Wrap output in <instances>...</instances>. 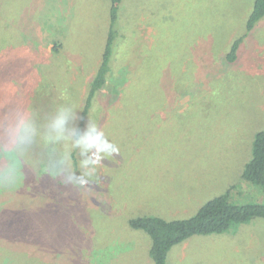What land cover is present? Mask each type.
Masks as SVG:
<instances>
[{
	"label": "rangeland",
	"instance_id": "rangeland-1",
	"mask_svg": "<svg viewBox=\"0 0 264 264\" xmlns=\"http://www.w3.org/2000/svg\"><path fill=\"white\" fill-rule=\"evenodd\" d=\"M255 1L123 0L114 75L92 114L118 150L99 158L84 190L58 200L76 220L68 219L74 232L54 264H154L149 236L131 219L190 218L227 192L238 205L264 203L261 186L242 178L264 129V18L247 30ZM110 8V0H0V115L21 107L35 128L15 157V183L0 187V212L17 209L0 220V264L22 242L21 211L57 208L50 188H66L49 166L63 160L76 170L72 131L101 63ZM68 110L75 119L58 133L54 121ZM82 150L80 171L89 172L95 157ZM10 162L0 140V168ZM167 264H264V219L193 236L172 248Z\"/></svg>",
	"mask_w": 264,
	"mask_h": 264
},
{
	"label": "trees",
	"instance_id": "trees-1",
	"mask_svg": "<svg viewBox=\"0 0 264 264\" xmlns=\"http://www.w3.org/2000/svg\"><path fill=\"white\" fill-rule=\"evenodd\" d=\"M110 1L111 20L105 49L102 54L100 66L89 85L87 95L84 99L80 120L76 126V131L78 133L85 132L88 123L93 122L92 114L94 108L98 104L99 95H101V92L107 87L111 80L110 78L114 75L113 63L115 62L116 41L117 38H119L118 42H120L122 38L117 24L123 0ZM263 18L264 0H256L247 22V30L249 32L252 31ZM124 34L125 33H123V35ZM124 37L126 38V36H123V38ZM245 37L246 36L239 38L231 46L226 56V60L229 63H235L237 61L238 52ZM83 147V145L75 144L74 137L70 156L73 167L76 169L75 171L77 173L82 172L80 171L82 164L80 159L82 157ZM242 178L247 182L261 186L264 192V129L258 132L254 137L252 158L245 164ZM83 188H81V190ZM73 190L74 189L70 188L62 190V187L58 184L52 186L50 192L56 193L54 200L57 207L56 209L44 211V207H39V210H36V208L34 211H21L20 214H18L17 225L19 227L16 231V235L22 242L17 246L16 252L12 254L15 255V258L10 264L58 263L55 257L58 256L57 258H60L62 253L56 254V250L62 248V243L66 241V236H72L74 232L72 225L69 227L70 221L68 219H71L72 222L76 220L73 218V215L76 213H66V211L61 208L58 200L63 198V196L71 194ZM77 193L79 192L77 191ZM81 195H85V193H80V196ZM230 196V193L227 192L225 195L209 200L190 218L168 220L160 216L145 215L131 219L129 221V226L133 230L143 231L149 236L151 241L149 253L153 263L167 264L168 255L172 248L189 240L193 236L222 234L227 231L233 223L242 224L258 218L264 219V203L238 205L230 201ZM15 211H17L15 204H9V206L4 207L0 212V220H3L5 216L8 217L9 213ZM70 229L72 231H70ZM26 238H29V240L32 239L30 241H33V244L32 242H23L28 240ZM4 246H6V242ZM33 253L35 255H33Z\"/></svg>",
	"mask_w": 264,
	"mask_h": 264
},
{
	"label": "clouds",
	"instance_id": "clouds-1",
	"mask_svg": "<svg viewBox=\"0 0 264 264\" xmlns=\"http://www.w3.org/2000/svg\"><path fill=\"white\" fill-rule=\"evenodd\" d=\"M72 119H75L72 110L62 111L54 121L57 132L62 134ZM34 134V123L23 108L13 107L0 115V140L3 141L4 150L11 161L7 167L0 168V187L11 186L15 183L17 175L15 157L27 149ZM72 134L75 137V144L83 145L92 151L95 157L92 161V170L77 173L69 170L65 166V161L62 160L52 163L47 171L50 178L56 182L58 181L61 186L80 191L86 180L94 178L98 174L97 162L99 158L110 156L112 152L118 150V146L100 131L95 122H89L85 132L78 133L73 129Z\"/></svg>",
	"mask_w": 264,
	"mask_h": 264
}]
</instances>
